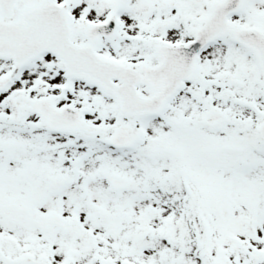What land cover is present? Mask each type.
<instances>
[{
  "label": "snow or ice",
  "instance_id": "1",
  "mask_svg": "<svg viewBox=\"0 0 264 264\" xmlns=\"http://www.w3.org/2000/svg\"><path fill=\"white\" fill-rule=\"evenodd\" d=\"M0 264H264V0H0Z\"/></svg>",
  "mask_w": 264,
  "mask_h": 264
}]
</instances>
